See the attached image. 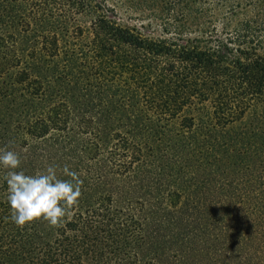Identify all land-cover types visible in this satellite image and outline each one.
I'll return each mask as SVG.
<instances>
[{"label":"trees","instance_id":"obj_1","mask_svg":"<svg viewBox=\"0 0 264 264\" xmlns=\"http://www.w3.org/2000/svg\"><path fill=\"white\" fill-rule=\"evenodd\" d=\"M134 1L0 0L6 150L73 133L88 163L55 227H17L0 178V264H192L193 176L230 211L223 164L264 161V0Z\"/></svg>","mask_w":264,"mask_h":264},{"label":"rangeland","instance_id":"obj_2","mask_svg":"<svg viewBox=\"0 0 264 264\" xmlns=\"http://www.w3.org/2000/svg\"><path fill=\"white\" fill-rule=\"evenodd\" d=\"M107 3L109 6L118 5L120 16L129 24L135 23L138 4L134 0H107ZM90 17L89 14L79 16L78 24L86 27ZM19 37L18 46L24 49L28 38H25V35ZM61 67L62 63H57V67H51L49 70ZM52 91L53 89H48L45 98L51 96ZM10 107L11 98L4 99V94L0 93V149H6L3 137H6L5 130L8 128L6 121L12 115L9 112ZM65 140V143L61 142V146L57 148L52 139H48L43 145L30 143L28 149H23L18 155L21 162L25 161L30 165L31 174L45 169L49 164L57 168V175H63L61 170L64 165H68L79 174H84L81 171L86 169L88 163L85 159H80L79 140L73 133H69ZM20 144L25 147V143L20 141ZM223 165L222 170L227 174L232 169L237 170L232 178L223 177L220 180L223 181L222 185L220 183L221 193L235 196L231 199L230 211L224 202L215 203L216 200L210 198L212 194L208 188L205 189L203 204L200 206L198 200L200 195L196 186L199 185L201 177L193 176V190L196 195L195 207L193 205V226L196 231L192 264H264V227L260 226L262 218L264 219V206L261 204L264 202V161L245 159ZM5 172L6 170L0 169V178ZM209 182L207 185L212 190ZM200 207L203 209V218L199 214Z\"/></svg>","mask_w":264,"mask_h":264},{"label":"clouds","instance_id":"obj_3","mask_svg":"<svg viewBox=\"0 0 264 264\" xmlns=\"http://www.w3.org/2000/svg\"><path fill=\"white\" fill-rule=\"evenodd\" d=\"M20 156L12 150L0 149V169L6 170L3 180L7 186L10 220L17 226L43 220L49 226H58L71 214L81 196L83 180L68 165L57 168L49 164L45 169L29 175L19 170Z\"/></svg>","mask_w":264,"mask_h":264}]
</instances>
